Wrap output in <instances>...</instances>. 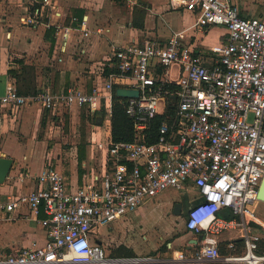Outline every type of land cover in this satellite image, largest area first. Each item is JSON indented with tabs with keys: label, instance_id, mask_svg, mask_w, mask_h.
Instances as JSON below:
<instances>
[{
	"label": "built area",
	"instance_id": "built-area-1",
	"mask_svg": "<svg viewBox=\"0 0 264 264\" xmlns=\"http://www.w3.org/2000/svg\"><path fill=\"white\" fill-rule=\"evenodd\" d=\"M32 2L51 5V0ZM185 3L196 15L195 26L227 29L226 41L210 62L182 32H175L166 42L146 39L116 48L111 61L117 71L91 91L71 86L67 91L46 88L24 95L7 85L0 105L16 108L37 102L49 111L78 104L94 112L101 110L104 100H109L105 109H111L115 79L125 80L139 95L129 97L125 107L135 139H110L97 184L71 189L65 174L48 165L37 176L36 188L0 200V212L23 207L36 216L43 212L40 221L48 232L42 245L1 253L0 264H264L262 236L250 223L257 221V192L264 175V18L243 16L234 0ZM38 11L28 14L24 23L37 26ZM55 27L63 45L71 31L90 34L86 19L75 27L64 23ZM159 115L162 121L149 142L151 125ZM190 187L198 198L187 208L185 226L197 240L202 236L192 254L180 250L166 259L113 257L97 241L98 227L167 190ZM224 210L234 217L222 216ZM236 227L242 231L244 250L231 240L228 251L222 252L220 235Z\"/></svg>",
	"mask_w": 264,
	"mask_h": 264
},
{
	"label": "crops",
	"instance_id": "crops-1",
	"mask_svg": "<svg viewBox=\"0 0 264 264\" xmlns=\"http://www.w3.org/2000/svg\"><path fill=\"white\" fill-rule=\"evenodd\" d=\"M234 1L243 16L264 18V0ZM37 9L40 16L38 25L25 24L27 15L35 14ZM74 16L78 22H72ZM82 19L87 20L89 36L79 29L71 31L66 45H63L55 25L64 23L75 27ZM195 23L196 15L186 9L185 0H51V5L44 7L32 0H0V95L9 84L24 95L46 88L55 92L67 91L71 86L91 91L95 86H103L104 78L117 71L111 61L116 48L146 39L166 42L175 32H182L185 41L205 54L210 62V57L216 55L217 47L226 41L227 29L222 25L199 28ZM177 69L176 65L172 67V77H175ZM114 81L113 90L128 88L125 80ZM104 102L101 110L94 112L78 104L68 107L70 121L81 122V127L76 130L78 134L72 133L71 144L61 138L63 133L57 124L58 120L68 119V116L63 118L62 115V107L65 106L49 111L37 102L16 108L0 105V157L5 155L13 159L6 180L0 184V200L26 194L36 188L37 176L48 165L65 174L71 189L97 184L107 145L112 139L111 109H105ZM99 112L103 113L101 117ZM94 116L96 125L88 143L81 137L82 124ZM103 132L105 138L101 134ZM68 149L71 153L66 158ZM189 193L197 195L194 187L161 193L155 200L125 217L98 227L97 241L113 257L151 255L150 252L155 251L158 244L143 248L135 239L137 234L147 239V232H151L154 239L158 230L169 229L171 222L178 221L177 229L170 228L178 233L175 241L167 244L170 251L165 255H153L166 259L180 250L192 254L196 249V238L185 226L187 209L184 210L182 199ZM156 202L160 204L162 220L166 225L154 230L155 227L140 225L142 222H137L136 218L144 214L147 204ZM176 203H180L181 207L175 212ZM224 213L228 211H222L221 215ZM44 217L43 212L36 216L27 207L0 212V254H16L24 247L44 244L48 238L47 229L40 221ZM250 223L262 236L259 250L264 252V221L257 214V221L250 220ZM241 234L239 227L224 231L220 235L221 251H228L227 245L231 240H235L239 251L244 250ZM201 264L217 263L203 261Z\"/></svg>",
	"mask_w": 264,
	"mask_h": 264
},
{
	"label": "rangeland",
	"instance_id": "rangeland-1",
	"mask_svg": "<svg viewBox=\"0 0 264 264\" xmlns=\"http://www.w3.org/2000/svg\"><path fill=\"white\" fill-rule=\"evenodd\" d=\"M109 100H105L106 103H108ZM84 109V108H83ZM86 109V108H85ZM69 113H70V109L68 107H62V115L63 118L65 116H68V119H63V121L58 120L59 124V130L60 132H62L63 134L61 135V138L64 139V141H66L67 143L71 144V139H72V133H74V135H77L78 133H76L79 127H81V122L79 123H72L70 121L69 118ZM66 118V117H65ZM83 125V124H82ZM95 119H90L89 121H84V127L83 128V134H82V139L86 142L89 143V140L92 139V130L95 129ZM103 135V137L105 138L106 134L105 132L101 133ZM73 135V137H74ZM105 142V139L104 141ZM106 143V142H105ZM71 151L68 149V151H66L65 156L66 158L69 157ZM102 173V172H101ZM197 195H192V194H185L183 195V203H184V210H186L188 208V206L190 204H192L193 202H195L197 200ZM144 214H141L138 218H136L137 222H142L140 225H147V226H151L155 227L154 230L157 229H162V227L164 225H166L165 222H163V218L161 216V207L160 204L156 202V204H147L144 208ZM256 213L258 215H260V218L264 221V202L263 201H259L256 205ZM176 221V220H175ZM178 221L172 223L171 222V227L172 229H177L175 228V226L178 225ZM164 229V230H158L155 233V237L153 239V236L151 237V232H147V239H144L140 233L137 234V236L135 237L136 241L141 244L144 247H149V246H153L154 243L158 244V248L154 251L152 250L151 255L153 254H159V255H165V253L170 251V248L167 246L168 242H172L175 241V239L178 236V233H174L172 229ZM171 230V231H170ZM233 234H236V231L233 230Z\"/></svg>",
	"mask_w": 264,
	"mask_h": 264
},
{
	"label": "trees",
	"instance_id": "trees-1",
	"mask_svg": "<svg viewBox=\"0 0 264 264\" xmlns=\"http://www.w3.org/2000/svg\"><path fill=\"white\" fill-rule=\"evenodd\" d=\"M127 101L128 98L117 95L116 88H114L111 105V136L113 141L115 142L133 141L135 139L134 123L125 111ZM93 118L95 119L96 117L94 116ZM162 118V115H159L153 121L150 130L153 136L148 139L149 142H152L154 140L157 127L158 125H160ZM82 126H84V124ZM80 153L81 155L83 154V145H81L80 147ZM80 173L82 175V167H80ZM223 216H225L226 218L234 217V215H232L231 213H224Z\"/></svg>",
	"mask_w": 264,
	"mask_h": 264
},
{
	"label": "water",
	"instance_id": "water-1",
	"mask_svg": "<svg viewBox=\"0 0 264 264\" xmlns=\"http://www.w3.org/2000/svg\"><path fill=\"white\" fill-rule=\"evenodd\" d=\"M117 95L122 96V97H134V96H138L139 95V90L135 89V88H120L117 89L116 91ZM102 112L98 113V116L101 117L102 116ZM13 164V159L9 156H5L2 155L0 157V184L4 183V181L6 180V177L12 167ZM257 198L259 199V201H263L264 202V175L263 178L261 180L258 192H257ZM181 207L180 203H176L175 205V212L177 209H179ZM202 238V236H199L198 240H200ZM197 239H195V243H197L198 241ZM123 259V258H121ZM120 264H124L123 262H121Z\"/></svg>",
	"mask_w": 264,
	"mask_h": 264
},
{
	"label": "flooded vegetation",
	"instance_id": "flooded-vegetation-1",
	"mask_svg": "<svg viewBox=\"0 0 264 264\" xmlns=\"http://www.w3.org/2000/svg\"><path fill=\"white\" fill-rule=\"evenodd\" d=\"M189 206H190V205H189ZM189 206H188V207H189Z\"/></svg>",
	"mask_w": 264,
	"mask_h": 264
}]
</instances>
